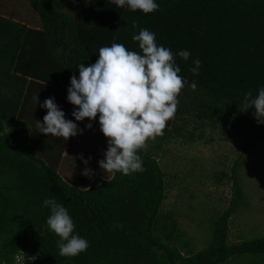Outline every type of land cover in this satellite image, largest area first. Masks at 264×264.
Returning <instances> with one entry per match:
<instances>
[{
    "label": "trees",
    "instance_id": "trees-1",
    "mask_svg": "<svg viewBox=\"0 0 264 264\" xmlns=\"http://www.w3.org/2000/svg\"><path fill=\"white\" fill-rule=\"evenodd\" d=\"M29 1L40 16L37 26L0 13V264H233L244 255L264 264V236L241 242L231 236V218L244 197L239 172L245 157L232 166V199L217 212L213 240L198 251L193 243L199 237L164 213L167 173L158 158L175 137L206 139L216 121L252 131L247 152L264 143V124L243 103L246 93L255 97L264 87V0H156L158 10L149 14L118 8L113 0ZM142 28L171 49L181 69L184 88L175 116L163 136L139 151L143 172L91 181L83 176L82 186L74 185L58 170L70 138L39 133L37 120L47 114L40 104L54 97L66 119L83 129L75 136L80 141L89 120L81 124L71 115L70 78L79 76L80 64L95 63L101 47L120 43L140 53L132 37ZM181 50L191 53L187 61ZM197 58L201 67L193 75ZM89 137L100 145L107 141L100 130ZM53 198L89 241L78 256L59 254V237L49 230L50 210L43 206Z\"/></svg>",
    "mask_w": 264,
    "mask_h": 264
},
{
    "label": "clouds",
    "instance_id": "clouds-1",
    "mask_svg": "<svg viewBox=\"0 0 264 264\" xmlns=\"http://www.w3.org/2000/svg\"><path fill=\"white\" fill-rule=\"evenodd\" d=\"M113 3L118 8L127 7L144 14L159 8L156 0H113ZM136 27L133 24V28ZM132 39L138 42L140 53L129 51L120 43L101 47L95 63L78 66L79 76L70 78L67 89V101L75 106L71 113L75 121L87 118L90 122L86 127L91 129V122L98 117L100 131L107 138L104 159L99 161L105 173L129 175L144 171L139 151L149 140L163 136L167 122L175 116L178 96L184 88L174 54L171 49L157 44L154 32L142 28ZM178 55L187 61L191 53L181 50ZM193 64L191 71L198 75L201 62L197 58ZM192 87H196L195 83ZM36 102L39 103L38 96ZM243 103L245 111L254 107V118L258 124H264V87L255 97L251 92L246 93ZM40 107L46 109L47 114L43 122L37 120L39 133L62 138L64 142L83 134L77 123L66 119V113L54 97L45 99ZM80 159L87 166L88 159L83 156ZM82 174L91 177L93 173L85 167ZM43 206L50 210L46 223L59 237V254L75 257L87 251L89 241L75 232L76 225L68 209L54 198L45 199Z\"/></svg>",
    "mask_w": 264,
    "mask_h": 264
},
{
    "label": "rangeland",
    "instance_id": "rangeland-1",
    "mask_svg": "<svg viewBox=\"0 0 264 264\" xmlns=\"http://www.w3.org/2000/svg\"><path fill=\"white\" fill-rule=\"evenodd\" d=\"M0 13L33 26L39 25L40 16L29 0H0ZM94 124V128L89 129V133L86 131L82 139L79 136L80 141L70 137L58 166L60 173L74 185L82 186L85 167L93 173L91 177L86 176L89 181L96 176L109 179L114 174L105 173L99 167L107 141L100 145L91 140L89 136L94 130H100L97 120ZM252 134V131L242 129L231 120L226 123L216 121L207 129L206 139L189 142L175 137L165 144V151L158 157L167 173L168 195L163 206L164 213L173 214L181 229L199 237L201 243L198 240L193 243L200 245L196 251L211 244L215 229L213 221L219 215L217 212L225 211L230 205L232 166L242 155L245 158L239 176L244 197L231 218V236L235 242L243 241L244 236L249 239L264 236V143L252 151H245L246 142ZM150 144L151 140L145 147ZM96 153L102 155L97 157ZM81 156L88 159L87 166ZM253 260L250 255L238 256L233 264H253Z\"/></svg>",
    "mask_w": 264,
    "mask_h": 264
},
{
    "label": "crops",
    "instance_id": "crops-1",
    "mask_svg": "<svg viewBox=\"0 0 264 264\" xmlns=\"http://www.w3.org/2000/svg\"><path fill=\"white\" fill-rule=\"evenodd\" d=\"M70 139L68 140V143H69ZM68 147V146H67Z\"/></svg>",
    "mask_w": 264,
    "mask_h": 264
}]
</instances>
